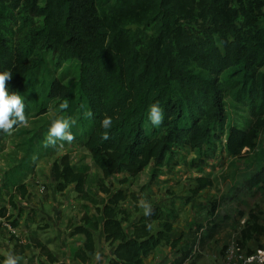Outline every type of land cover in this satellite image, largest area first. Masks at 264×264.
<instances>
[{
	"label": "trees",
	"instance_id": "obj_1",
	"mask_svg": "<svg viewBox=\"0 0 264 264\" xmlns=\"http://www.w3.org/2000/svg\"><path fill=\"white\" fill-rule=\"evenodd\" d=\"M263 12L264 0H0V72H12L7 87L23 97L27 118L52 105L71 120L77 111L92 113L84 145L102 171L101 190L111 193L106 178L122 173L127 180L147 167L157 177L182 152L193 153L201 167L219 151L220 140L229 156L255 148L264 128ZM60 70L74 79L65 82ZM227 98L246 108L250 120H234ZM157 103L164 115L159 126L148 118ZM105 116L112 119L107 130L101 127ZM35 138L34 131L24 156L0 180V200L3 189L29 194L27 176L47 153L45 138L44 147ZM256 157L262 163L245 178L246 188L264 182V149ZM90 169L66 153L54 160L52 177L59 190L74 184L79 198L93 202ZM196 181L194 193L213 184L203 175ZM125 198L122 190L112 192L101 209L84 213L71 231L84 236L75 259L91 260L99 215L106 241L116 244L110 264H144L157 246L174 244L179 211L173 203L152 207L151 216L143 213L125 227ZM251 228L261 227L254 222Z\"/></svg>",
	"mask_w": 264,
	"mask_h": 264
},
{
	"label": "rangeland",
	"instance_id": "obj_2",
	"mask_svg": "<svg viewBox=\"0 0 264 264\" xmlns=\"http://www.w3.org/2000/svg\"><path fill=\"white\" fill-rule=\"evenodd\" d=\"M259 23L264 25V12L259 17ZM218 39L220 40L222 37H218ZM57 74L65 82L74 79L73 74L67 76L62 74L61 70ZM226 101L227 109L234 120H250L246 108L241 105L238 106L230 98H227ZM87 112L88 110L81 111V113L77 111L72 117L75 123L70 129L74 135V140L71 143L60 141L59 144L63 143L62 148L48 146L47 149H43L47 153L36 158L35 168L26 179L30 188L29 194L22 196L13 189L8 191L3 189V197L0 200V209H3L0 210V264H2L7 253L12 252L22 256L26 251L36 264H47V260L59 255V247L63 246L62 237H64L61 235L57 237L55 233L50 234L49 228L52 226L50 218L55 217L58 210L64 211L69 208V210L64 211V215L67 214L64 216V218L66 217L64 225L66 229L72 231L74 226L81 224L85 212L92 214L98 208L101 209L103 201L112 192L119 190H122L126 195L120 204L129 211V215L126 216L128 222L144 213L143 209L138 206V201L141 198L148 201L152 207L157 205L161 208H168L171 203H174L178 208L183 203L194 200L195 197L201 198V201H208L209 206L203 212V216L192 223L191 229L194 233L197 231L203 233L211 222H216L219 225V219L214 216L217 203H220L219 213L228 215L227 213H233L235 208L241 212H246L251 205H253L252 208H258L259 201L264 200V191L260 187L250 191L243 187L245 178L262 163L256 157V152L258 149H264V128L255 135V148H245L240 157L229 156L221 152L220 140L216 144L219 151L215 152L213 157L209 158L201 167L196 166L198 163L194 160L195 155L193 153L182 152L172 162L161 166L157 172V177L153 178L152 169L147 167L136 176H130L127 180L122 173L103 179L104 185L111 192L105 193L99 184L102 171L95 164L92 154L84 145V139L91 127L89 117L86 116ZM57 115L61 116V113H58L57 108L52 105L48 113L28 117L29 124L27 127L19 126V129H26L28 132L20 134L19 130H14L12 135L0 132V180L4 177L7 169L24 156L26 138L34 131L37 147L43 146L42 141L45 138V133H48L51 119ZM66 153L73 163L90 165V178L87 187L96 198L95 201L91 202L79 198L74 190V184L69 185L62 192L57 188V183L52 177L53 162L57 157ZM199 175L210 177L214 185L203 190V194L197 196L198 194L192 190L197 185L196 178ZM262 183L264 187V182ZM43 185L44 188L42 189ZM98 218L100 226L94 229L95 234L97 230L101 229L102 220L100 219L102 216L99 215ZM154 224L156 225V221ZM9 226H15L17 232L12 231ZM83 238L82 234H75L70 237L72 242L76 241L75 246L77 247L81 245ZM251 249L248 247L249 251ZM55 250L58 254L55 253ZM64 259L67 261V258Z\"/></svg>",
	"mask_w": 264,
	"mask_h": 264
},
{
	"label": "crops",
	"instance_id": "obj_3",
	"mask_svg": "<svg viewBox=\"0 0 264 264\" xmlns=\"http://www.w3.org/2000/svg\"><path fill=\"white\" fill-rule=\"evenodd\" d=\"M262 184L261 182L247 189L250 191L260 187V189L264 191ZM213 185L214 184L206 186L200 190L197 196L203 194V190ZM244 189H246V187H244ZM28 190L30 192L29 187ZM65 190L66 189L60 190V192ZM191 194L193 195V193ZM233 196L232 194V197ZM201 200V198L195 197L194 200H189L177 208L179 214L171 232V238L174 240V244L167 243L157 246L144 259V264H214L216 260H221L228 252L249 251L248 247L254 249L258 246H264V200L259 201L258 208H252L251 206L253 205H251L246 212H241L235 208L234 212L227 213L228 215H221V213H219L218 208L220 207V203H217L214 216L219 219V225L216 222H211L210 226H207V229L203 233L200 231L194 233L193 229H191L192 223L200 219L203 216V212L209 206L208 201ZM66 210H69V208H66L64 211ZM60 211L61 210H58V212ZM64 211L62 210L61 213L57 212L55 217L50 218V223L52 225L49 228L50 234L53 235L55 233L57 237H59V235L64 237H62L63 246L59 247V255H55L52 259L47 260V264H110V259L113 256L116 244H110V242L106 241L102 228L96 231L95 252L91 256V260L87 263H82L74 258V251L77 248V246H75L76 241H71L70 237H73V235L70 229L65 228L64 222L66 221V217L64 218V216H67V214L64 215ZM136 219L137 218L132 219L129 222L126 221L124 226H130ZM254 222L261 227L260 231L251 228ZM157 224L158 222L156 221V225ZM9 227L12 231L17 232L15 226ZM244 233L247 234L245 239L243 238ZM240 243L244 245H239ZM237 247H240V250H237ZM52 248L54 250V247ZM55 253L58 254L56 250ZM197 253L200 254L196 255ZM27 254L28 251L22 254V259L19 264H36L33 258ZM97 256H99V259H97ZM64 258H67V261H64Z\"/></svg>",
	"mask_w": 264,
	"mask_h": 264
},
{
	"label": "clouds",
	"instance_id": "obj_4",
	"mask_svg": "<svg viewBox=\"0 0 264 264\" xmlns=\"http://www.w3.org/2000/svg\"><path fill=\"white\" fill-rule=\"evenodd\" d=\"M12 79L11 71L0 72V132L6 135H12L15 128L19 126L27 127L29 124L28 118L25 115V104L23 97L16 91H9L7 84ZM68 108V103L65 101L59 105L61 111ZM91 112H87L86 116L90 117ZM148 118L153 125L159 126L164 119L163 110L159 104H152L149 107ZM75 123L74 120L64 118L57 115L51 119L48 133L45 137V147H63V143L57 145L58 141H67L71 143L74 140V135L71 132V127ZM112 125L111 117L105 116L101 121V127L105 130ZM110 137L105 131L102 134L103 140H108ZM138 206L143 209L144 215L149 217L152 215L153 209L151 204L141 198L138 201ZM147 230L151 231L152 224H146ZM21 256L15 255L12 252L6 254L2 264H19ZM99 259V256H97Z\"/></svg>",
	"mask_w": 264,
	"mask_h": 264
},
{
	"label": "built area",
	"instance_id": "obj_5",
	"mask_svg": "<svg viewBox=\"0 0 264 264\" xmlns=\"http://www.w3.org/2000/svg\"><path fill=\"white\" fill-rule=\"evenodd\" d=\"M237 250H240V247H237ZM214 264H264V246H258L251 251L228 252Z\"/></svg>",
	"mask_w": 264,
	"mask_h": 264
}]
</instances>
